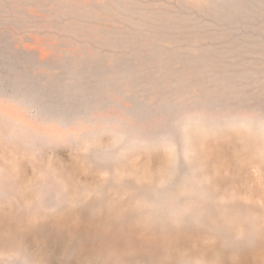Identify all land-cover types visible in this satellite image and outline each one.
I'll list each match as a JSON object with an SVG mask.
<instances>
[{
	"label": "rangeland",
	"instance_id": "obj_1",
	"mask_svg": "<svg viewBox=\"0 0 264 264\" xmlns=\"http://www.w3.org/2000/svg\"><path fill=\"white\" fill-rule=\"evenodd\" d=\"M0 264H264V0H0Z\"/></svg>",
	"mask_w": 264,
	"mask_h": 264
}]
</instances>
